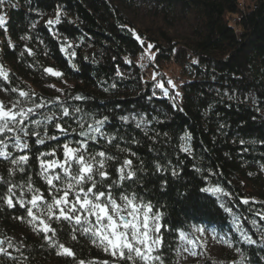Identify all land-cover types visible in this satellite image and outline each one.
Listing matches in <instances>:
<instances>
[{
  "label": "trees",
  "instance_id": "16d2710c",
  "mask_svg": "<svg viewBox=\"0 0 264 264\" xmlns=\"http://www.w3.org/2000/svg\"><path fill=\"white\" fill-rule=\"evenodd\" d=\"M58 7L67 16L49 28L46 21L55 18ZM3 11L7 12V31L0 29V65L8 71L9 81L0 79V101L11 107L23 99L19 90L34 93L37 101L79 95L85 99L70 102L97 118L107 115L108 132L120 130L117 140L112 145L106 141L90 144V150H106L123 160L128 153L119 148H130L148 165L144 187L154 202L164 206L165 220L172 229L163 230L164 264H182L184 240L178 233L183 230L186 237L195 238L198 227L227 245L234 264H241L242 258H247V264H264V244L248 245L233 224L239 218L241 229L254 239L264 235L252 223L255 220L264 227V221L255 215L264 210V0H247L246 4L243 0H11L0 9ZM139 13L154 22L145 26ZM179 23L187 24L188 34L177 32ZM136 34L143 39V46ZM25 36L31 39H23ZM65 40L72 44L68 52L62 50ZM149 43L155 45L151 50L154 61L140 66L137 58L146 53ZM26 49H31L32 55ZM69 52L76 55L72 57ZM169 63L181 72L176 89L167 84L170 78L164 64ZM48 67L63 75L51 76L44 71ZM153 76L165 82L170 95L176 91L180 95L175 100L163 98L156 89V97L149 99L156 83ZM12 88L18 91L12 92ZM56 110L53 105L51 111ZM137 114L146 115L151 124L136 129L132 122L124 124L120 120L122 115ZM47 131L50 136H59L50 125ZM185 133L193 137L191 154L179 150L178 138ZM132 137L139 140V145L126 143ZM37 139L32 135L27 138L29 167L11 179L26 182L31 177L33 186L47 197L48 186L38 175L37 155L56 149L57 158L62 159L57 145L64 138L46 140L43 145L37 144ZM157 152H166L167 158L182 169L177 182L169 177L167 195L159 191L161 177L153 174L149 163ZM21 154L25 153H14ZM115 166L113 163L109 169L113 176ZM12 167L9 161L0 159V175L8 178ZM204 186H220L231 195L217 198L200 192ZM5 191L0 186V195ZM177 191L184 195L178 197ZM189 192L192 198L185 199ZM243 198L257 203L244 205ZM221 204L231 207L233 214ZM20 216L25 219H17ZM53 227L57 228L56 239L73 249L75 259L58 255V249L45 241L43 233L27 222L24 209L8 208L0 199L3 246L7 248L10 240L14 247L8 251L16 257L13 260L0 255V264H77L80 259L86 264L105 260L112 264L113 258L88 236L76 232L77 239L72 240L67 222H53ZM203 264L218 263L207 258Z\"/></svg>",
  "mask_w": 264,
  "mask_h": 264
},
{
  "label": "snow or ice",
  "instance_id": "6c2138e0",
  "mask_svg": "<svg viewBox=\"0 0 264 264\" xmlns=\"http://www.w3.org/2000/svg\"><path fill=\"white\" fill-rule=\"evenodd\" d=\"M9 3L11 0H0V9ZM12 6L15 7V5ZM66 16V11L58 7L55 18L48 19L46 26L52 28L60 24L62 17ZM32 27H35V24ZM0 29L7 31L6 11L0 12ZM22 38L31 39L30 36ZM135 38L141 46L144 45L139 34H136ZM154 47L155 45L149 43L144 49L152 59L155 57V53L151 51ZM70 48L72 44L65 40L62 50L68 52ZM26 50L29 55H32L31 49ZM68 54L72 57L76 55L75 52ZM44 71L54 77L63 75L52 67ZM0 79L4 82L9 81V73L2 65H0ZM153 80L156 83L153 84L149 99L156 97V89L160 90L163 98L175 100L180 95L178 91L170 95V88L165 86L163 80H156V76H153ZM167 84L171 89L177 87L171 79L167 80ZM11 90L18 91L16 88ZM18 95L23 99L16 100L11 107H5L0 102V159L9 161L13 166L8 170V178L0 175V186L6 188V191L0 195V199L6 206L8 208L19 206L24 209L27 222L35 231L43 233L45 241L58 249V255L76 258V253L71 247L56 239L57 228L53 227V222L57 225L67 222L72 228V240L77 239L76 232L88 236L94 245L113 258L112 264H122V262L123 264H164L163 230L172 229L165 220L164 206L159 201L154 202V197L149 196L148 189L144 187V179L148 175L145 170L148 165L137 152L130 148H119L120 152H127L128 157H131L123 160L106 150H90V144L97 145L101 141H106L108 145H112L113 141L117 140V133L120 130L109 133L106 127L110 124V118L107 115L97 118L87 113L80 105L72 104L71 100L85 99L79 95L65 100L57 97L51 101L43 99L37 101L34 93L24 90H19ZM53 105L56 106V111H51ZM45 108H49L50 111H41ZM120 120L124 124L132 122L136 129H143L151 124V120L142 114L131 117L122 115ZM72 124L77 127H72ZM49 125L56 129L59 136L48 134L47 126ZM29 135L38 137L36 143L41 145L46 140L64 138L63 143L57 145V148L62 151V159L57 158L56 149L40 152L37 155L38 175L48 186L47 197L39 188L33 186L31 177L26 182H14L11 179L17 173H25L29 167L30 156L26 154L27 150H30L27 142ZM159 135L160 133H156L157 137ZM163 135L167 138L168 134L165 132ZM120 139L124 140V137ZM178 139L181 142L179 150L182 153L191 154L193 152L192 135L185 133ZM126 143L139 145L140 142L132 137ZM243 144L244 141L241 140V145ZM153 150L150 149V151ZM16 152L25 154L14 155ZM167 155L166 152H157L156 158L149 162L154 169L153 174L161 177L159 191L164 195H167L169 191V177L173 182H177L182 176V169H178ZM113 163L116 164L115 176L109 171ZM197 171L200 170L197 169ZM199 191L212 194L217 198L221 195H231L220 186H204ZM176 194L178 197L184 195L179 191ZM184 198L191 199L192 193H187ZM241 203L248 205L257 201L243 198ZM220 207L227 213L233 214L231 207L225 208L223 204ZM255 215L264 221V210L256 212ZM17 219L24 220L25 217L20 216ZM252 223L257 232H264V227H261L257 221L253 220ZM233 224L240 238L248 245H256L258 242L264 244V235L260 236L259 240L254 239L247 231L241 229L239 218L234 219ZM196 231L203 233L205 229L198 227ZM186 236L185 231H179L178 238L181 241L185 240ZM188 243L195 247L198 242L190 240ZM4 244L5 241L0 239V255L15 260L16 257L8 251L14 247L11 241H8L7 248L3 246ZM237 251L240 252L241 249ZM77 264H86V261L80 259ZM87 264H109V261H88ZM241 264H247V258H242Z\"/></svg>",
  "mask_w": 264,
  "mask_h": 264
},
{
  "label": "rangeland",
  "instance_id": "374dc122",
  "mask_svg": "<svg viewBox=\"0 0 264 264\" xmlns=\"http://www.w3.org/2000/svg\"><path fill=\"white\" fill-rule=\"evenodd\" d=\"M245 1V4L247 0ZM138 15L140 21L145 26H150L154 22L151 18H147L145 14L139 13ZM177 32L181 35H186L189 32L187 24L179 23L177 26ZM154 59L150 58V54L145 53L137 58V62L140 66H147L150 62H153ZM165 72H168V77L175 83L177 87L180 86V69L175 64H164ZM1 102V101H0ZM5 105V104H4ZM5 107H9L5 105ZM190 240L197 241V246L188 243ZM230 251L225 243L217 239L215 235L210 232H198L196 237L188 236L184 240L182 254H181V263L182 264H203L207 258L218 264H234L232 260Z\"/></svg>",
  "mask_w": 264,
  "mask_h": 264
},
{
  "label": "built area",
  "instance_id": "2783aa9c",
  "mask_svg": "<svg viewBox=\"0 0 264 264\" xmlns=\"http://www.w3.org/2000/svg\"><path fill=\"white\" fill-rule=\"evenodd\" d=\"M146 77H147L148 79H150V78H151L149 74H146Z\"/></svg>",
  "mask_w": 264,
  "mask_h": 264
},
{
  "label": "water",
  "instance_id": "95a60500",
  "mask_svg": "<svg viewBox=\"0 0 264 264\" xmlns=\"http://www.w3.org/2000/svg\"><path fill=\"white\" fill-rule=\"evenodd\" d=\"M0 239H2L1 234H0Z\"/></svg>",
  "mask_w": 264,
  "mask_h": 264
}]
</instances>
